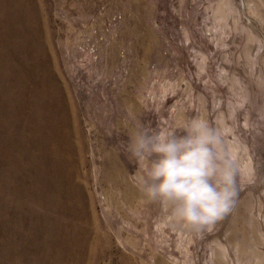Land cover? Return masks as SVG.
Returning a JSON list of instances; mask_svg holds the SVG:
<instances>
[{"label":"rangeland","instance_id":"374dc122","mask_svg":"<svg viewBox=\"0 0 264 264\" xmlns=\"http://www.w3.org/2000/svg\"><path fill=\"white\" fill-rule=\"evenodd\" d=\"M129 116L222 123L229 211L198 226L147 201ZM0 264H264V0H0Z\"/></svg>","mask_w":264,"mask_h":264},{"label":"clouds","instance_id":"9594fccd","mask_svg":"<svg viewBox=\"0 0 264 264\" xmlns=\"http://www.w3.org/2000/svg\"><path fill=\"white\" fill-rule=\"evenodd\" d=\"M122 154L135 166L134 178L149 202L171 218L211 225L226 214L236 195L228 129L192 117L168 128L150 129L134 116L122 125Z\"/></svg>","mask_w":264,"mask_h":264},{"label":"bare ground","instance_id":"6f19581e","mask_svg":"<svg viewBox=\"0 0 264 264\" xmlns=\"http://www.w3.org/2000/svg\"><path fill=\"white\" fill-rule=\"evenodd\" d=\"M38 65L39 64H35V68L32 71L34 73L33 75L35 76V79L32 81V85L34 88L37 105L40 110L45 108L46 110L51 111V114L56 124V135L58 136L59 127L62 123V110H63L62 98L57 97L58 95L57 91L54 89V86L50 84L47 78V74L43 71V67H44L43 62L42 61L40 62L41 72H39ZM39 74H43L46 77L45 85L41 81ZM14 103L20 104L25 108H28L29 105L28 98H26L22 102H19L15 99ZM27 122L28 123L33 122V118L28 119ZM19 160L20 161L22 160V158L20 157V153L12 152V155L9 161L7 162V164L12 166L13 164H16ZM14 178L18 179V176L15 175Z\"/></svg>","mask_w":264,"mask_h":264}]
</instances>
